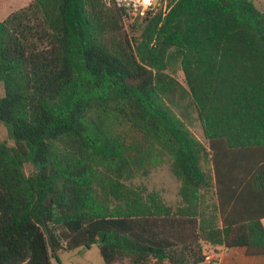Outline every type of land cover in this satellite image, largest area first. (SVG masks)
<instances>
[{"label":"trees","instance_id":"trees-1","mask_svg":"<svg viewBox=\"0 0 264 264\" xmlns=\"http://www.w3.org/2000/svg\"><path fill=\"white\" fill-rule=\"evenodd\" d=\"M11 7L0 9V124L13 141L0 139V264H61L94 245L106 264H203L221 246L264 256V11L169 0L126 30L115 0ZM166 162L175 209L128 184Z\"/></svg>","mask_w":264,"mask_h":264},{"label":"rangeland","instance_id":"rangeland-1","mask_svg":"<svg viewBox=\"0 0 264 264\" xmlns=\"http://www.w3.org/2000/svg\"><path fill=\"white\" fill-rule=\"evenodd\" d=\"M31 1L32 0H1L0 9L1 8L3 9V6L5 4L10 3L12 4L11 12H14L27 7ZM168 3L169 0H157L155 4H152L151 7L149 6L145 11L141 9H138L137 11L135 10L125 11L128 15L127 19L126 18L124 19V25L126 30H129L128 18L131 23H134L135 18L138 17L141 19L142 17H144V13L147 11L156 13L162 10V12H165L167 10ZM176 76L181 82L184 81L183 74L178 68H176ZM4 95H5L4 86L2 83H0V97H3ZM190 129L192 133L201 142L207 145V141L205 140L203 135L202 127L199 121L196 119L195 115H194L193 124L191 125ZM0 139L6 140L8 144L11 146L13 145V141L8 138L7 129L2 124H0ZM26 170L29 171L30 167L27 166ZM128 184L134 187L145 189L147 192L158 193L161 196L162 200L173 209H175L179 204V199H178L179 183L171 174L168 162L153 168L148 176L137 177L131 180ZM210 203L212 204L213 201H211ZM59 259L61 261V264H106L100 255L99 248L95 245L91 247H81L75 251L62 252L59 255ZM53 264H58V263L56 262V260H53ZM210 264H214V263H210Z\"/></svg>","mask_w":264,"mask_h":264},{"label":"crops","instance_id":"crops-1","mask_svg":"<svg viewBox=\"0 0 264 264\" xmlns=\"http://www.w3.org/2000/svg\"><path fill=\"white\" fill-rule=\"evenodd\" d=\"M252 1L259 10L264 11V0ZM208 256L211 257V263L214 264H264V256L248 257L246 255V248L243 247L227 249L226 247L221 246L213 248L210 250Z\"/></svg>","mask_w":264,"mask_h":264},{"label":"built area","instance_id":"built-area-1","mask_svg":"<svg viewBox=\"0 0 264 264\" xmlns=\"http://www.w3.org/2000/svg\"><path fill=\"white\" fill-rule=\"evenodd\" d=\"M156 2L157 1H155V3ZM155 3H152V0H116V5L119 8L124 9L125 11L127 10L137 11L138 9L145 11L149 6L151 7V5ZM211 262H212L211 257L207 256L203 264H210Z\"/></svg>","mask_w":264,"mask_h":264},{"label":"water","instance_id":"water-1","mask_svg":"<svg viewBox=\"0 0 264 264\" xmlns=\"http://www.w3.org/2000/svg\"><path fill=\"white\" fill-rule=\"evenodd\" d=\"M155 1H157V0H152V3H155Z\"/></svg>","mask_w":264,"mask_h":264}]
</instances>
